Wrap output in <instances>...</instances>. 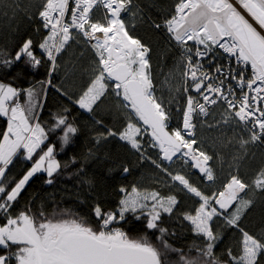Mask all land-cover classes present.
I'll list each match as a JSON object with an SVG mask.
<instances>
[{
    "label": "snow or ice",
    "instance_id": "1",
    "mask_svg": "<svg viewBox=\"0 0 264 264\" xmlns=\"http://www.w3.org/2000/svg\"><path fill=\"white\" fill-rule=\"evenodd\" d=\"M33 15L46 35L39 40L23 36L11 51L0 47V77L11 75L15 81L46 69V78L27 88L0 78V117L7 118L6 131L0 134V264H264V228L254 231L243 223L257 194L264 200V165L246 178L239 161L247 151L234 156L229 165L234 171L222 190L211 194L164 165L175 163L177 157L207 181H216L210 163L214 157L199 147L196 138L202 124L233 126L242 149L264 145V0H176L172 13L159 19L149 17L137 0H42ZM126 16L131 19L126 21ZM137 22L166 33L181 49L183 83L175 91L182 89L185 95L175 113L172 104L179 101L157 95L152 48L135 34ZM81 42L95 59L86 70L90 73L87 86L73 100L53 82V74L59 70L61 54ZM173 78L172 73L165 76L161 89ZM110 85L114 95L126 102L122 104L125 122L111 127L95 119ZM49 87L93 115L96 144L119 140L136 157L133 162L106 155L112 163L109 175L113 171L131 175L135 164L148 161L173 182L169 193L121 185L116 189L121 198L115 208L93 195L94 224L70 210L47 214L43 205L36 211L32 204L17 210L29 182L39 173H45V183L52 185L62 170L74 167L72 174L80 183L96 191L95 179L85 171L89 162L99 159L95 152L89 149L79 159L71 156L64 163L56 158L58 146L50 142V135H58L60 152H71L81 128L68 106L53 114L51 125L42 126L37 110L43 108L41 97L46 98ZM217 105L223 110L216 123L201 121L212 115L210 106ZM174 120L182 127L170 131ZM149 148L159 149L157 159ZM21 156L31 166L18 180H9L10 166ZM218 159L222 162V157ZM173 187L199 198L198 207L181 211V201L171 194ZM171 220L186 222L199 244L193 241L186 249L169 243L173 237L180 239L167 223ZM136 224L142 225L136 230L143 235L130 234ZM125 226L130 227L125 230ZM149 231L159 245L149 239ZM228 231L238 235L224 244Z\"/></svg>",
    "mask_w": 264,
    "mask_h": 264
},
{
    "label": "trees",
    "instance_id": "2",
    "mask_svg": "<svg viewBox=\"0 0 264 264\" xmlns=\"http://www.w3.org/2000/svg\"><path fill=\"white\" fill-rule=\"evenodd\" d=\"M137 2L149 17L159 19L172 13L176 0H137ZM41 3L42 0H0V47L11 51L23 36H31L34 40H39L46 35L47 31L41 27L40 20L33 15L39 10ZM25 12L28 15H32L33 18L29 20ZM125 19L127 21L131 17L126 16ZM37 28H40L39 32L35 31ZM135 34L152 48L150 55L154 83L157 86V95H163L166 101L169 97H175L179 101L178 104L175 101L172 104V110L175 113L177 107L184 104L183 97L185 95L182 89L180 92L175 91L176 88H181L183 83L181 77L183 66L179 64L181 49L168 39L166 33L149 29L146 25L139 22L136 24ZM40 51L37 50V53L40 54ZM93 59L95 57L91 49L84 45L83 42L79 44L72 43L71 47L58 58L59 70L53 74V82L61 85L72 96V99L75 100L87 86L90 73L86 70ZM45 71L46 69L41 68L36 75L26 74L24 78L15 81L12 80L11 75L0 78L6 83L12 82L14 86L27 88L32 86L35 81L45 79ZM169 73H172L174 78L171 79L170 85H165L161 89L160 84ZM170 87L172 88L171 91L169 90ZM191 94L194 95L193 93ZM20 102L25 103L26 98L21 99ZM40 102L43 104V108L37 110V115L42 126L45 127L51 125L53 114L61 106L72 108V115L76 118V123L81 128L76 147L71 152L67 149L64 152H60V142L56 134L50 135V142L57 144L58 154L56 158L61 163L68 161L71 156H76L79 159L80 155L87 153L89 149L96 153L99 159L89 162L85 167V171L96 181V191L93 193L87 184L80 183L72 174L74 167L62 170V173L52 185L45 183L46 174L39 173L29 182V186L23 194V199L17 210L23 209L25 204H32L35 205L33 211H36L40 205H43L47 214L70 210L94 224V217L91 215V204L93 203L91 197L93 195H97L101 201L105 202L108 208H115L118 200L121 198V194L116 189L121 185L128 187L136 185L141 188L156 189L164 194L169 193L173 182L166 174L156 169L148 161L135 164L131 175L125 176L116 171H113L109 175L107 169L112 167V163L111 160L105 158L106 155L112 159L132 160L133 162H135L136 157L130 153L128 146L119 140H111L103 145L96 144L93 140L94 126L93 115L91 113L80 109L77 105H73L67 97L62 96L51 87L48 88L46 98L41 97ZM123 103L126 102H123L121 97L114 95L110 85L109 93L99 102L95 119H103L105 124L110 127L114 124H123L125 122ZM222 110L220 105L214 106L210 109L212 115L201 117L200 119L201 121H207L208 124H215ZM6 127L7 118L0 117V134L6 131ZM177 127H182V122L178 123L174 120L171 122L169 130L171 131ZM196 133L199 147L214 157V160L210 163L214 167L217 176L216 181H207L197 174L193 168L183 164L180 160L171 164L164 162V165L173 173L180 172L186 175L205 194L222 190V185L227 181L229 173L234 171V169L229 167L233 163L234 156L242 155L247 151L244 159L239 161L240 173L246 178L250 177L256 169L264 165V145L257 143L248 145L246 150L242 149L238 143V137H236L233 131V126L220 124L218 127L209 128L206 124H202L198 126ZM246 135L245 133V137ZM0 138H2V135H0ZM144 139L147 140L150 137L146 136ZM228 139L232 140L231 144L227 143ZM148 151L153 159L158 158V148H149ZM220 157H222V162L218 159ZM31 163V161L25 160L22 156L19 157L14 161V165L10 166L8 179L18 180L30 168ZM171 194L177 195L181 201V211H192L198 207L199 198L186 191H176L173 187ZM255 199L256 203L249 210V213L246 214L243 223L248 229L259 231L261 228H264V200L260 199L259 194H257ZM0 223H3L2 219H0ZM167 223L180 235L179 241L173 237L169 239V243L177 247L183 246L186 249L191 246L193 241L199 244L200 241L189 232V226L186 222L181 224L179 221L171 220ZM129 227L125 226V230H128ZM141 228L142 225L136 224L135 229L130 234L133 236L143 235L142 231L136 230ZM147 235L154 244L159 245V241L151 231ZM224 235V244H227L233 235H238V233L233 234L231 231H228ZM222 249L223 245H221ZM169 259L174 260V254H170Z\"/></svg>",
    "mask_w": 264,
    "mask_h": 264
},
{
    "label": "built area",
    "instance_id": "3",
    "mask_svg": "<svg viewBox=\"0 0 264 264\" xmlns=\"http://www.w3.org/2000/svg\"><path fill=\"white\" fill-rule=\"evenodd\" d=\"M47 31V30H46ZM172 43L174 44V45H176L175 44V42L174 41H172ZM189 44L191 45L192 44V42H189ZM177 46V45H176ZM226 55V54H225ZM248 73L250 74V69L248 70ZM194 95H196L194 92H192ZM214 106H210V109H212Z\"/></svg>",
    "mask_w": 264,
    "mask_h": 264
},
{
    "label": "water",
    "instance_id": "4",
    "mask_svg": "<svg viewBox=\"0 0 264 264\" xmlns=\"http://www.w3.org/2000/svg\"><path fill=\"white\" fill-rule=\"evenodd\" d=\"M193 170H194L197 174H199L201 177H203V174H202V173H199V171H198L197 169H194V168H193Z\"/></svg>",
    "mask_w": 264,
    "mask_h": 264
},
{
    "label": "rangeland",
    "instance_id": "5",
    "mask_svg": "<svg viewBox=\"0 0 264 264\" xmlns=\"http://www.w3.org/2000/svg\"><path fill=\"white\" fill-rule=\"evenodd\" d=\"M186 138H187V137H186ZM173 159H174V161H176V162L179 161V159H178L177 157H174ZM165 163H169V162L165 161Z\"/></svg>",
    "mask_w": 264,
    "mask_h": 264
},
{
    "label": "crops",
    "instance_id": "6",
    "mask_svg": "<svg viewBox=\"0 0 264 264\" xmlns=\"http://www.w3.org/2000/svg\"><path fill=\"white\" fill-rule=\"evenodd\" d=\"M85 111V110H84ZM41 174H45V173H41Z\"/></svg>",
    "mask_w": 264,
    "mask_h": 264
}]
</instances>
